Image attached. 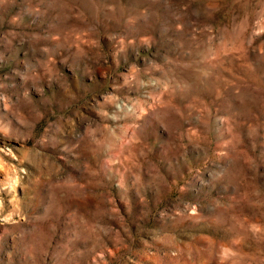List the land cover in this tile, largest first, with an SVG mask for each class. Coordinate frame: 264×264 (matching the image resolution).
<instances>
[{"label":"rangeland","instance_id":"rangeland-1","mask_svg":"<svg viewBox=\"0 0 264 264\" xmlns=\"http://www.w3.org/2000/svg\"><path fill=\"white\" fill-rule=\"evenodd\" d=\"M0 264H264V0H0Z\"/></svg>","mask_w":264,"mask_h":264}]
</instances>
